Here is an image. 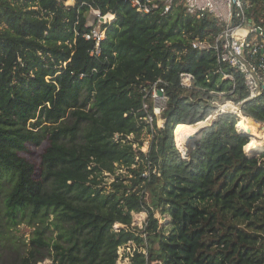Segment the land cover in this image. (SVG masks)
<instances>
[{
    "label": "trees",
    "instance_id": "16d2710c",
    "mask_svg": "<svg viewBox=\"0 0 264 264\" xmlns=\"http://www.w3.org/2000/svg\"><path fill=\"white\" fill-rule=\"evenodd\" d=\"M243 2L264 19V0ZM91 8L115 15L98 58L85 38ZM220 31L182 6L143 17L130 0H0V182L10 186L0 212L34 228L20 264H118L130 243L144 248L130 264H264V149L253 157L240 117L217 116L182 158L216 93L248 97L239 73L226 67L235 81L222 79L215 53L191 47ZM183 74L193 76L189 89ZM158 80L169 97L161 128L142 111L144 89ZM241 109L264 123V94ZM44 141L37 175L20 153ZM157 210L168 216L161 225ZM143 212L139 234L133 214ZM49 226L59 231L53 242Z\"/></svg>",
    "mask_w": 264,
    "mask_h": 264
},
{
    "label": "built area",
    "instance_id": "2783aa9c",
    "mask_svg": "<svg viewBox=\"0 0 264 264\" xmlns=\"http://www.w3.org/2000/svg\"><path fill=\"white\" fill-rule=\"evenodd\" d=\"M131 7L141 16L159 14L167 16L174 8L182 6L186 14L197 17H209L216 21L221 31L212 41L195 40L191 47L200 52H214L217 57L216 74H221L222 79L235 81L231 74L225 72V68L239 73L244 81L248 97L241 102H235L226 98L225 93H216L217 100L215 112L207 120L223 114H242V105L246 101L257 99L264 94V19L256 20L247 15L249 8L243 0H130ZM94 17L92 23L88 18V25L93 27L91 34L85 36L87 40L96 42L91 57L98 58L101 55V42L106 37L103 26L110 25L115 20V15L109 13L102 15L100 10L90 9ZM88 13V14H89ZM96 71V70H95ZM84 75H82V78ZM164 82H157L144 89L143 109L148 116L147 120L153 126L157 120V126L163 127V116L168 110L169 97L164 88ZM193 85V76L183 74L181 86L189 89ZM215 95L214 92H211ZM231 105L234 110L226 108ZM158 121L159 124H158ZM122 248V247H121ZM120 249V248H119ZM119 254V253H118Z\"/></svg>",
    "mask_w": 264,
    "mask_h": 264
},
{
    "label": "rangeland",
    "instance_id": "374dc122",
    "mask_svg": "<svg viewBox=\"0 0 264 264\" xmlns=\"http://www.w3.org/2000/svg\"><path fill=\"white\" fill-rule=\"evenodd\" d=\"M75 1L76 0H65V4L67 6H71L75 4ZM88 18L90 23H92L94 20L92 14L89 13ZM215 119L216 118H211L209 123L212 124V122ZM159 122L160 121H158V124ZM249 139L251 143L252 137H249ZM148 140L149 139H147V141L144 143V146L142 148L144 152H147L149 150ZM48 145L49 144L47 141H44L40 145L30 144L27 146V151L20 153L21 157L25 158L27 161H29L30 163L34 164L37 167L36 169L37 175H39L38 168L41 162V157L45 152V150L47 149ZM182 153L184 154L183 151ZM125 173L126 171L124 170L117 171V174H125ZM113 180L114 177H110L106 181L111 183L113 182ZM0 183H1L0 191H2L0 193V210H1L3 208V198L7 190L10 188V186L7 178H2ZM155 218L158 219L159 224L161 225L165 223V220L168 219V216L167 215L163 216L161 212L157 210L155 212ZM54 219L55 218L51 216L50 222H52ZM147 219H148V214L145 212L140 214H133V224L131 226L133 231L138 232L139 234L145 231ZM18 220H19L18 224L14 225L8 221V217H6L4 214L2 215V211L0 212V264H20L21 259L27 255V251L31 248L30 241L32 238V233L34 231V228H31L28 226L27 223L22 222L23 220L21 217H19ZM120 226L121 225L118 224L115 226V228L118 229ZM49 229L50 230H47L46 239L48 242H53L57 239L59 231L56 230L53 226H49ZM135 249H138L139 251H144V248L142 246H138L135 243H130L127 246L120 248L118 251L119 253L118 264H130V257L135 251ZM42 253L47 254L46 250H42ZM39 264H53V263L51 260H46Z\"/></svg>",
    "mask_w": 264,
    "mask_h": 264
},
{
    "label": "bare ground",
    "instance_id": "6f19581e",
    "mask_svg": "<svg viewBox=\"0 0 264 264\" xmlns=\"http://www.w3.org/2000/svg\"><path fill=\"white\" fill-rule=\"evenodd\" d=\"M226 108L231 109L232 106L228 105ZM234 110V108H232ZM240 121H239V129L241 133H248L249 137H252V141L249 146V151L257 156L263 149H264V125L260 122H256L251 118H247L242 116V114L239 115ZM208 123H200L196 127L192 128L190 130L187 142L189 143L190 138L197 135L200 129L206 127L210 120L207 121ZM253 156V157H255Z\"/></svg>",
    "mask_w": 264,
    "mask_h": 264
},
{
    "label": "water",
    "instance_id": "95a60500",
    "mask_svg": "<svg viewBox=\"0 0 264 264\" xmlns=\"http://www.w3.org/2000/svg\"><path fill=\"white\" fill-rule=\"evenodd\" d=\"M251 119H253V118H251ZM253 120L256 121V122H258V121L255 120V119H253ZM207 121H208V120H207ZM262 124L264 125V123H262ZM209 127H211V123H209L206 127L200 129V131L198 132L197 135H195V136H193L192 138H190V141H189V143H188V152L185 153V154H182V153H181V154H182V158H183L184 160H189V159H190V157H191V155H192L194 149H196V147H197V145H198V143H199V141H200V139H201V137H202L204 131H206ZM248 133H249V132H248ZM248 133H246L245 135L248 136V135H249Z\"/></svg>",
    "mask_w": 264,
    "mask_h": 264
},
{
    "label": "crops",
    "instance_id": "0c3cea01",
    "mask_svg": "<svg viewBox=\"0 0 264 264\" xmlns=\"http://www.w3.org/2000/svg\"><path fill=\"white\" fill-rule=\"evenodd\" d=\"M164 123H162V125H163Z\"/></svg>",
    "mask_w": 264,
    "mask_h": 264
}]
</instances>
